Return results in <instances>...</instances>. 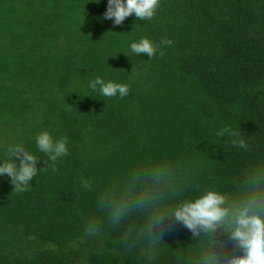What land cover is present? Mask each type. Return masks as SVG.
<instances>
[{
    "label": "trees",
    "instance_id": "16d2710c",
    "mask_svg": "<svg viewBox=\"0 0 264 264\" xmlns=\"http://www.w3.org/2000/svg\"><path fill=\"white\" fill-rule=\"evenodd\" d=\"M106 6L0 0V162L20 144L38 172L25 192L0 178V264H229V222L174 211L214 192L264 221V0H160L118 26ZM141 37L173 43L135 56ZM97 76L128 95L92 91ZM44 130L67 137L54 163Z\"/></svg>",
    "mask_w": 264,
    "mask_h": 264
},
{
    "label": "clouds",
    "instance_id": "9594fccd",
    "mask_svg": "<svg viewBox=\"0 0 264 264\" xmlns=\"http://www.w3.org/2000/svg\"><path fill=\"white\" fill-rule=\"evenodd\" d=\"M159 6L160 0H107L103 18L112 20L114 26L120 25L126 17L132 14L139 20H151L156 15ZM172 43L170 39H161L159 44H156L147 37H141L129 45V50L135 56L144 54L152 58L156 55L163 56L162 47H170ZM88 88L94 92L98 91L104 97L119 96L121 99L129 92V85L106 82L99 76L88 82ZM35 144L37 149L47 154L53 163L59 157L68 154L67 137L54 140L47 130L36 135ZM17 159L20 160L19 165L15 162ZM35 159L36 157L26 151L22 145H11L9 160L0 162V178L7 174V178L17 192L28 191L29 182L38 173L34 166ZM224 203L222 196L208 192L194 202L177 207L174 215L178 221L191 230H195L198 226L206 230H214L218 225L229 222L232 226L231 235L238 241V246L243 252L241 257L231 259L229 264H264V221L254 210V202L251 206L233 212L221 207ZM215 259L213 256V264Z\"/></svg>",
    "mask_w": 264,
    "mask_h": 264
}]
</instances>
